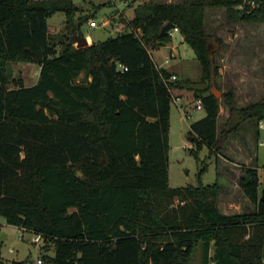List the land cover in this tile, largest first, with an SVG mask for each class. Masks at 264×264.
Segmentation results:
<instances>
[{"label":"trees","instance_id":"1","mask_svg":"<svg viewBox=\"0 0 264 264\" xmlns=\"http://www.w3.org/2000/svg\"><path fill=\"white\" fill-rule=\"evenodd\" d=\"M209 5L224 6L229 21L264 22V0H148L128 29L79 47L72 34L87 17L75 19L74 0H0V215L52 243L49 264H191L199 241L202 264H264L257 164L238 178L252 211L222 212L218 180L169 182L174 90L204 103L191 151L219 148L220 101L207 89L220 68L209 46L223 39L207 28ZM59 10L67 31L52 34L48 17ZM169 21L200 59L205 87L166 80L174 72L154 59L151 47L173 40ZM20 60L39 64L34 83L12 78L9 63ZM225 100L229 132L264 119V98L238 105L231 90Z\"/></svg>","mask_w":264,"mask_h":264},{"label":"rangeland","instance_id":"2","mask_svg":"<svg viewBox=\"0 0 264 264\" xmlns=\"http://www.w3.org/2000/svg\"><path fill=\"white\" fill-rule=\"evenodd\" d=\"M79 5L75 19L87 17L81 24V30L88 37L89 44L103 40L123 30L128 29L127 22L135 14L136 6L148 0H74ZM179 1V0H156ZM209 7V6H208ZM207 7V8H208ZM224 6L209 7L206 12L207 28L215 36L223 39V45L233 46L235 52L231 64L226 66L220 59L218 75L208 86L207 91L219 93L220 110L218 116L219 148L210 151L207 145L199 151V158L191 148H197L190 139L191 123L205 115L204 109H194L192 117H185L182 109L189 108L201 96H196L194 90H174V96L180 97L178 104L173 100L170 116V152H169V182L172 186L189 184L220 183L218 197L219 209L224 213L247 212L256 209L238 184V178L243 173L245 165L256 163L257 152L259 163H264V127L261 129L259 145L260 121L254 118L243 121L235 130L229 132V107L225 100V93L233 91L238 105L264 98V22L229 21L225 16ZM66 13L56 11L48 17V25L52 34L67 31ZM96 19L97 26H91L90 21ZM102 20L105 23H102ZM77 32V33H78ZM72 34V38H73ZM181 34L176 31L174 43L177 50L171 51L167 47H151L154 59L160 65L178 70L181 79H191L197 87H205L207 82L201 81L202 65L193 47L186 42L182 44ZM77 45V42H75ZM235 46V47H234ZM218 43L212 42V49L216 52ZM168 58V61L165 59ZM217 60V58H216ZM223 61V62H222ZM13 79H22L26 84L34 83L39 75V64L31 61H12L9 63ZM222 71V72H221ZM177 73V74H178ZM79 81H86L85 72L78 77ZM9 85H13L11 81ZM259 125V126H258ZM192 135H195L192 133ZM194 139V138H193ZM203 166L207 169L203 170ZM264 165L259 164L260 190L264 187ZM35 234L30 230H23L7 221L0 215V250L2 264H38L39 257L45 254L53 255L54 246L48 244L41 237L34 241ZM214 248L211 252L213 253ZM203 243L199 241L191 255V264H202ZM42 264H49L44 258Z\"/></svg>","mask_w":264,"mask_h":264},{"label":"crops","instance_id":"3","mask_svg":"<svg viewBox=\"0 0 264 264\" xmlns=\"http://www.w3.org/2000/svg\"><path fill=\"white\" fill-rule=\"evenodd\" d=\"M180 1V0H179ZM208 7V6H207ZM209 7H210V5H209ZM208 7V8H209ZM211 7H215V6H211ZM208 8L206 9V10H208ZM134 16V15H133ZM206 24H207V19H206ZM180 32V31H179ZM175 34H176V32L174 33V35L172 36L173 37V40L170 42V43H168V44H166V45H163V46H161V47H167V46H169L170 48H171V51L172 52H174L175 50H177V48H178V45L176 44V43H174V36H175ZM180 34H181V32H180ZM90 39H92V37L91 36H89V40ZM180 41H181V43L182 44H185L186 43V41L184 40V38H183V35L181 34V39H180ZM160 47V48H161ZM235 47V46H234ZM231 48H233V46H231V45H223L222 44V46L221 47H219L217 50H216V52H215V57L217 58V63L218 64H220V59H222L223 61H225V62H223V64L224 65H226V66H228V65H230L231 64V59L232 58H234V56H235V52H232V49ZM167 59V58H166ZM166 59H165V61H166ZM162 66H165V67H167V68H169L170 70H172L174 73H178V70H176V69H174V68H171V67H168V66H166V65H162ZM220 69H222V67L220 66V68H219V70ZM222 72V71H221ZM220 74V73H219ZM178 76H179V73L177 74ZM179 78H180V76H179ZM263 122V121H262ZM259 126V125H258ZM264 127V122H263V125L261 126H259V145H261V143H262V141H260V135H261V129ZM257 154V160L255 161L256 163H254V164H257L258 165V167H259V164H260V166L261 165H264V163H259V160H258V152L256 153ZM262 170H264V168L262 167ZM219 204V203H218Z\"/></svg>","mask_w":264,"mask_h":264},{"label":"built area","instance_id":"4","mask_svg":"<svg viewBox=\"0 0 264 264\" xmlns=\"http://www.w3.org/2000/svg\"><path fill=\"white\" fill-rule=\"evenodd\" d=\"M125 4H126V5L129 4V3H128V0H125ZM102 23H105V21L102 20ZM98 24H99V23H98V21H97L96 19H93V20L90 21V25H91V26H97ZM176 31H179V27H178V26H175V27H173L172 29H170V34L173 36L174 33H175ZM168 60H169V59L167 58L166 61H168ZM120 66H121L122 69H127V66L124 65L123 63H121ZM176 78H178V75H177L176 73H172V74L170 75V77L166 78V80L169 81V80H173V79H176ZM173 100L178 104V101L180 100V97H176V96L173 95ZM203 108H204L203 100H202L201 97H199V98L194 102V105H193L192 107L184 108V109H182V112H183V115H184L185 117H188V118H189V117H192L194 109H203ZM260 125H261V126L263 125V122H262V121L260 122ZM21 228H22L23 230H28V229H26V228H24V227H21ZM34 234H35V236H34V238H33L34 241H38V240L42 237V235H41L40 233H34ZM37 262H38V264H42V263L44 262L43 257H39V258L37 259ZM210 264H215V262H214V261H211Z\"/></svg>","mask_w":264,"mask_h":264},{"label":"water","instance_id":"5","mask_svg":"<svg viewBox=\"0 0 264 264\" xmlns=\"http://www.w3.org/2000/svg\"><path fill=\"white\" fill-rule=\"evenodd\" d=\"M173 27H175V23L172 22V21H169L167 22L164 26H163V31H168L170 29H172ZM73 39L77 42V46H85V45H88L90 42H89V39L88 37L84 34L83 31H80L76 34L73 35ZM210 48V53H211V56H213V53H214V50L212 49V43L210 44L209 46ZM215 76H216V72L215 70L213 69L212 71V78H211V81L214 82L215 80ZM215 95L218 97L219 96V93H215ZM193 135L190 136V139L193 140ZM261 200L264 201V192L262 193L261 195Z\"/></svg>","mask_w":264,"mask_h":264}]
</instances>
